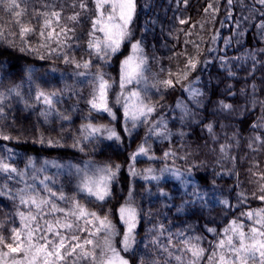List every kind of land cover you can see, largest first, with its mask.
<instances>
[{
  "label": "trees",
  "instance_id": "obj_1",
  "mask_svg": "<svg viewBox=\"0 0 264 264\" xmlns=\"http://www.w3.org/2000/svg\"><path fill=\"white\" fill-rule=\"evenodd\" d=\"M17 2L19 3L20 0ZM42 2L43 0H31L27 6L29 13L32 12L34 5L38 7ZM55 2L57 5H65L61 24L72 27L73 22L67 20V17L73 12L70 7L73 0H55ZM89 2L91 13L82 15L80 22L75 24L80 47L75 48L74 42L70 54L76 56L78 60L81 57L85 60L89 58L88 32L92 28L91 21L95 16V4L91 3V0ZM209 2L215 0H188L187 6L183 0H137V18L133 24L134 36L135 39L143 40L144 54L148 57L152 72H159L161 68L175 72L178 66L182 68L186 56H197L196 44L200 46L201 52L198 59L212 60L211 64L198 65L196 72L190 76L192 80L197 76L200 77L194 87L204 93L203 108L191 103L187 99L188 93L179 85L165 92L163 100L155 88H149L146 99L152 102L159 101V104L163 105L157 107V111L150 119L158 121L163 117L167 120L168 128L176 133L165 140L155 136L148 139V145L151 146L149 156L153 157L152 159L144 155L137 156L135 160L131 159V154L137 151L138 146L145 139L147 125H141L132 137L125 135L122 143L101 138L95 146L86 145L85 152L81 153L71 148H48L32 143L39 132H43L45 136L55 137L60 131L61 122L55 117L50 118V123L38 118L42 108L40 104L34 109L26 110L22 102L12 100V111L8 113V120L0 122L7 125L5 130L12 136H19L21 141L27 140V143L19 144L15 140L0 141V144L14 150L16 164L20 168L24 167V162L29 156L37 162V165L45 159L58 162L71 161L81 166L87 161L96 164L111 162L122 165L114 185V196L102 208L95 202L88 203L87 206L90 210L100 211L101 214L108 209L115 213L127 198L129 188L133 189L134 200L141 216L136 237L137 254L134 257L124 254L131 260V264H141L142 258L157 260L159 264H164L168 257L159 252L153 240L158 237L160 244H167L169 232L175 234L181 231L185 236L194 233L200 235L201 246L210 254L212 251L210 245H215L219 239L226 238L224 229L228 228L232 221L244 223L246 228L250 227L252 222L241 214L255 211L264 205V201L253 195V193L259 195V189L264 185V179H261V175L264 174V146L257 143L249 147L252 138L259 132H264V119H262L264 109L259 103L264 101V53L259 52V49H264V39L255 27L261 20L260 11L264 9L255 5L254 0H236L231 8L232 18L228 19L227 0H219L220 10L213 19L211 11L207 14L204 12ZM146 3L150 4L147 10ZM23 7L24 5L21 4V8ZM75 11H79V8L77 7ZM245 17L249 20H245ZM11 19L12 17L3 11L0 5V27H7ZM180 19H186L188 23L180 24ZM146 21H155V23L146 25ZM236 21L240 22L239 27ZM145 27L147 30L142 31ZM188 32L191 35H185ZM214 35L217 37L215 42L212 41ZM95 36L102 39L99 31ZM225 39L229 41L227 44ZM31 40L35 47L38 37L33 36ZM130 47L131 44L127 42L122 44L120 51L112 57L110 64L104 69L107 73L109 71V76L116 81L113 89H119L120 62L127 55ZM210 47L215 51L209 52ZM250 52H256L255 59L248 55ZM222 58H225L223 64ZM100 63L101 61L95 60V65ZM28 66L36 68L31 85L32 96L35 95L36 86L39 85L48 92L63 90L58 105L60 111H68L73 105H77L79 111L72 114L71 124H64L66 129L70 127L73 133L77 132L81 123L88 122L83 117L88 115L86 100L91 93L90 85L86 80L81 83L82 78L73 75L72 66L65 65L60 60L55 58L40 60L34 54L21 52L18 48L0 41V72L5 76L3 87L10 86V83H20L22 70ZM52 69L56 71L53 72ZM229 70L233 75H229ZM138 87L142 88L143 85ZM110 91L112 92V89ZM23 92L26 96L29 93L27 82L24 83ZM79 96H83L84 99H79ZM178 98L196 113L194 118L186 119L183 124L179 119L180 110H173ZM221 101L233 105L234 110H221L219 107ZM109 102L117 119L112 121L107 113H92V122L115 127L118 132L123 133L125 123L123 107L115 103V98L113 99L110 93ZM13 117H15L14 121ZM209 123L213 125L211 133L205 127ZM254 123H260L261 128L254 131L252 129ZM180 131L186 133L183 139L178 134ZM67 143H71L70 137L67 138ZM221 145L229 146L228 158L221 153ZM169 150L174 151L175 156L165 159L164 153ZM165 164L181 172L191 168L192 185H198L203 191H211V198L189 200L186 193H190L192 187L184 188L173 176L161 175L160 168ZM129 165L141 175L132 177ZM149 168L153 169L156 175H161L159 182L147 181L143 178L146 174L144 170ZM56 172V169H49L47 174L52 175ZM59 180L61 183L54 185V189L60 188L62 184L64 191L71 196L75 191V179L65 170L59 176ZM161 190L167 192L168 196H161ZM240 192L247 194V199L243 203L237 195ZM77 198L82 203L92 199L78 193ZM221 200L227 201V204L220 203ZM22 210L26 211V209ZM15 211L12 201L7 197H0V222L4 224L5 236L10 235L13 225L8 220L15 216ZM114 220L118 223V216H114ZM159 224H163L166 229L162 236L159 235L158 230L149 231L154 226L158 229ZM15 226H19L18 217ZM208 228H214L216 231L208 232ZM171 264H176L175 259L171 260ZM202 264H207L206 257Z\"/></svg>",
  "mask_w": 264,
  "mask_h": 264
},
{
  "label": "snow or ice",
  "instance_id": "obj_2",
  "mask_svg": "<svg viewBox=\"0 0 264 264\" xmlns=\"http://www.w3.org/2000/svg\"><path fill=\"white\" fill-rule=\"evenodd\" d=\"M183 2L187 6L188 0ZM235 2L236 0H227L228 19L232 18L231 8ZM29 3L31 0H20L19 3L17 0H0L2 10L12 17L7 27H0V41L18 48L21 52L34 54L40 60L55 58L65 65L72 66L73 75L82 78L81 83L86 80L91 87V93L86 100L88 115L83 117L88 122L81 123L77 132L73 133L71 128L66 129L64 124H71L72 114L79 111V108L73 105L68 111L58 109L63 90L48 92L37 85L35 95L32 96L31 85L33 74L36 72L34 66L23 69L21 82L10 83L8 87H3L5 76L0 72V122L8 120V113L12 111V100L22 102L26 110L34 109L40 104L42 108L38 118L50 123V118L55 117L61 122L60 131L55 137L45 136L43 132H39L32 143L48 148H71L84 153L86 145L95 146L101 138L122 143L125 135L132 137L141 125H147L148 130L143 143L131 154V159L135 160L140 155L149 156L151 149L148 145L149 138L155 136L165 140L176 135L168 128L167 120L163 117L158 121L150 119L157 111V107L163 105H160L159 101L152 102L146 99L149 88H155L163 100L165 92L179 85L188 93L187 99L191 103L198 108L204 107L202 103L204 93L194 87L200 77L197 76L192 80L190 76L196 72L198 65L211 64L212 60L198 59L201 52L200 46L196 44L197 56H186L182 68L178 66L175 72L171 69L165 71L163 68L159 72H152L148 57L144 54L143 40L135 39L134 36L133 24L137 18V0H91V3L95 4V16L91 21L92 28L88 32L87 60L83 57L78 60L70 53L73 51L74 42L75 48L80 47L75 24L80 22L82 15L91 13L89 0H73L70 6L73 12L67 17V20L73 22L72 27L61 24L65 5H57L55 0H43L38 7L34 5L32 12L29 13L27 7ZM21 4L24 5L23 8ZM254 4L264 9V0H254ZM77 7L79 11H75ZM149 8L150 4L146 3L145 9ZM219 10V0L209 2L204 8L205 14L210 11L213 13V19ZM259 15L261 20L255 27L264 39V11H260ZM245 20L249 18L245 17ZM145 23L147 25L155 21ZM179 23L186 24L188 21L180 19ZM236 23L239 27L240 22L236 21ZM146 30L147 27L142 29V31ZM97 31L103 34V39L95 36ZM33 36L38 37L35 47L31 40ZM216 38L214 35L212 41L215 42ZM125 42L131 44V53L120 62V92L115 99V103L121 105L122 102L123 107L125 123L121 133L115 127L94 124L91 117L92 113H107L112 121L117 119L109 102V93L116 81L104 69ZM228 42V39H225V43ZM208 51L212 52L215 49L210 47ZM259 52L264 53V49H259ZM248 55L255 59L256 52H250ZM95 60L101 63L95 65ZM224 60L225 58H222V64ZM253 67L255 68V65ZM229 75H233L230 70ZM25 82L29 85L27 96L23 92ZM140 85L143 87H138ZM229 94L233 95L231 92ZM79 99L84 97L79 96ZM259 103L264 109V101ZM219 107L221 110H234L233 105L223 101L219 102ZM176 109L180 110L179 119L182 124L186 119L196 116L188 104L179 98L173 110ZM6 126L0 123V141L15 140L18 144L27 143L26 139L21 141L19 136L14 137L7 132ZM205 127L210 133L212 132L211 123ZM259 128H261L260 123L252 125L254 131ZM178 134L181 139L186 135L183 131ZM69 137L70 144L67 143ZM257 143L264 146V132L256 134L249 147ZM228 147V145L220 147L225 158H228ZM169 156H175V152L169 150L164 153L165 159ZM15 157L16 153L12 148L0 144V197H7L12 201L16 210L15 216L8 220L13 225L10 235L3 234L4 224L0 222V264H131V260L124 254L133 257L137 254L136 237L141 216L134 200L133 189L129 188L127 198L115 213L108 209L101 214L100 211L90 210L87 206L88 203L95 202L102 208L114 196V185L121 172V164L111 162L96 164L87 161L81 166L71 161L58 162L45 159L37 165V162L29 156L24 162V167L20 168L16 164ZM149 158L153 157L149 156ZM49 169H56L57 172L48 175ZM65 170L76 181L75 191L71 196L64 191L62 184L60 188L53 187L61 183L59 176ZM129 171L132 177L141 175L132 165H129ZM144 173H146L143 176L145 180L157 182L160 181L161 175L169 173L179 180L182 186H188L191 182L187 177L191 176L192 169L181 172L179 169L165 166L160 169L161 175H156L151 168L145 169ZM261 179H264V174L261 175ZM77 193L92 199L82 203L77 198ZM160 195L168 196V193L161 190ZM186 195L194 200L207 196V193L201 191L198 185H193L192 191ZM237 195L241 203L247 199L246 193L240 192ZM253 195L264 201V185L260 187L259 195L255 193ZM220 203L227 204V201L221 200ZM241 215H245L252 222L251 226L246 228L244 223L232 221L229 227L224 229L226 238H221L215 245H210L212 248L210 254L201 246L199 237H185L181 231L175 234L169 232L167 244H160L158 237L154 238L153 243L159 248L160 253L168 257L164 264H171L172 259H175L176 264H202L205 257L207 264H264V208ZM114 216H118V223L114 220ZM16 217L19 218V227L15 226ZM157 230L160 236L166 231L163 224H159L158 229L154 226L149 231ZM207 231L216 230L208 228ZM141 264H159V261L142 258Z\"/></svg>",
  "mask_w": 264,
  "mask_h": 264
},
{
  "label": "rangeland",
  "instance_id": "obj_3",
  "mask_svg": "<svg viewBox=\"0 0 264 264\" xmlns=\"http://www.w3.org/2000/svg\"><path fill=\"white\" fill-rule=\"evenodd\" d=\"M100 33H101V32H100ZM101 35H102V39H103V34L101 33ZM130 53H131V47H130V50H129V52L127 53L126 56H128ZM126 56H125V57H126ZM125 57H124V58H125ZM124 58H123V59H124ZM123 59H122V60H123ZM122 60H121V61H122ZM108 74L110 75V72H109V71H108ZM118 74H119V70H118ZM129 87H131V86H129ZM119 92H120V87H119L118 90L112 88V92L110 91V94L112 95V98H113V99H114V98L116 99V95H117V93H119ZM121 105H122V102H121ZM163 162H164V161H163ZM163 162H162V164H163ZM165 166H167V165H166V164H165V165H162L161 168H164ZM168 167H169V168H173L172 166H168ZM161 168H160V169H161ZM164 174H166V175H170L169 173H164ZM191 176H192V174H191ZM187 178H188L189 180L191 179L190 176L187 177ZM179 182H180V181H179ZM190 182H191V181H190ZM188 186H191V187H192V186H193V185H192V182H191ZM183 187L186 188L187 186H183ZM201 191H203V190H201ZM204 192L207 193V196L202 197L201 199L206 200L207 198H211V191L207 192V191L204 190ZM189 200L194 201V200H196V199L193 200V199H190V197H189ZM262 208H264V205L261 206L259 209H262ZM19 226H20V222H19ZM19 226H18V227H19ZM230 234H231V233H230ZM185 237H193V238H195V237H199V238H200V244H201V237H200V235H197V234L194 233V234H191L190 236H185ZM117 240H118V238H117Z\"/></svg>",
  "mask_w": 264,
  "mask_h": 264
}]
</instances>
